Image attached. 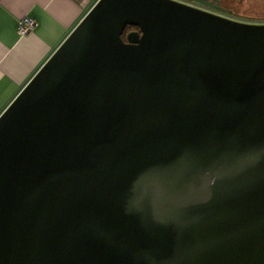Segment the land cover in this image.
Returning a JSON list of instances; mask_svg holds the SVG:
<instances>
[{"label": "water", "instance_id": "1", "mask_svg": "<svg viewBox=\"0 0 264 264\" xmlns=\"http://www.w3.org/2000/svg\"><path fill=\"white\" fill-rule=\"evenodd\" d=\"M0 264H264V23L98 0L0 114Z\"/></svg>", "mask_w": 264, "mask_h": 264}, {"label": "crops", "instance_id": "2", "mask_svg": "<svg viewBox=\"0 0 264 264\" xmlns=\"http://www.w3.org/2000/svg\"><path fill=\"white\" fill-rule=\"evenodd\" d=\"M98 0H0V114ZM35 21L27 34L18 23Z\"/></svg>", "mask_w": 264, "mask_h": 264}, {"label": "flooded vegetation", "instance_id": "3", "mask_svg": "<svg viewBox=\"0 0 264 264\" xmlns=\"http://www.w3.org/2000/svg\"><path fill=\"white\" fill-rule=\"evenodd\" d=\"M215 15L249 23H264V13H246V7L264 0H176Z\"/></svg>", "mask_w": 264, "mask_h": 264}, {"label": "built area", "instance_id": "4", "mask_svg": "<svg viewBox=\"0 0 264 264\" xmlns=\"http://www.w3.org/2000/svg\"><path fill=\"white\" fill-rule=\"evenodd\" d=\"M35 26L34 19L24 16L18 23V32L23 35L29 33Z\"/></svg>", "mask_w": 264, "mask_h": 264}, {"label": "rangeland", "instance_id": "5", "mask_svg": "<svg viewBox=\"0 0 264 264\" xmlns=\"http://www.w3.org/2000/svg\"><path fill=\"white\" fill-rule=\"evenodd\" d=\"M246 13H254V14H261L264 13V4L258 2L254 3V5H250L246 7Z\"/></svg>", "mask_w": 264, "mask_h": 264}, {"label": "trees", "instance_id": "6", "mask_svg": "<svg viewBox=\"0 0 264 264\" xmlns=\"http://www.w3.org/2000/svg\"><path fill=\"white\" fill-rule=\"evenodd\" d=\"M135 29H139L137 26H131V25H129V26H127L126 27V29H125V31H124V33H123V38H125V36H126V34L129 32V31H131V30H135Z\"/></svg>", "mask_w": 264, "mask_h": 264}]
</instances>
